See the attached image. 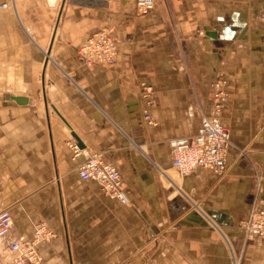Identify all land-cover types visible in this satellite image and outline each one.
I'll return each instance as SVG.
<instances>
[{"label":"crops","instance_id":"0c3cea01","mask_svg":"<svg viewBox=\"0 0 264 264\" xmlns=\"http://www.w3.org/2000/svg\"><path fill=\"white\" fill-rule=\"evenodd\" d=\"M3 3L0 210L13 223L0 264L36 222L53 234L40 264H264V239L238 231L264 202V0H156L145 16L133 0ZM101 29L116 61L87 67L77 48ZM215 77L226 81L219 119L250 163L228 152L222 175L181 177L169 141L196 133ZM90 153L120 172L128 205L80 180Z\"/></svg>","mask_w":264,"mask_h":264},{"label":"built area","instance_id":"2783aa9c","mask_svg":"<svg viewBox=\"0 0 264 264\" xmlns=\"http://www.w3.org/2000/svg\"><path fill=\"white\" fill-rule=\"evenodd\" d=\"M136 14L145 16L155 8L156 0H133ZM7 3L0 4L5 9ZM117 41L109 29H101L85 39L77 48L79 61L87 66L111 65L117 57ZM226 81L223 77H215L211 83L210 109L203 115L196 133L191 137L174 138L169 141L171 168L181 177L191 175L195 170L205 169L213 174L222 175L227 166V154L234 149L227 128L219 119V112L225 104ZM143 99L147 106L153 103L150 88H144ZM144 118L150 121L145 109ZM70 148H76L73 144ZM79 155L76 153V156ZM76 172L80 180L96 183L103 193L121 205L129 204V197L123 188L120 172L111 164L102 161L97 154L90 153L80 163ZM12 217L8 210H0V240L9 237L12 230ZM238 231L242 238L264 239V202L256 200L249 208L246 216L238 223ZM53 237L43 222H36L29 240L21 242L11 239L5 249L4 259L8 264H40L41 257L38 245ZM234 264H236L234 262Z\"/></svg>","mask_w":264,"mask_h":264},{"label":"rangeland","instance_id":"374dc122","mask_svg":"<svg viewBox=\"0 0 264 264\" xmlns=\"http://www.w3.org/2000/svg\"><path fill=\"white\" fill-rule=\"evenodd\" d=\"M232 144H233V146L235 148L234 149L230 148L228 150V152H233L234 154H236V156L244 159L247 163H250L249 162L250 161V159H249V151L248 150H245L244 148L238 146L237 144H235L233 142H232ZM171 174H175L176 175V173L174 171H172ZM235 263L236 264H241V259L240 260L239 259L235 260Z\"/></svg>","mask_w":264,"mask_h":264},{"label":"water","instance_id":"95a60500","mask_svg":"<svg viewBox=\"0 0 264 264\" xmlns=\"http://www.w3.org/2000/svg\"><path fill=\"white\" fill-rule=\"evenodd\" d=\"M13 100L17 103H20V104H25L27 103L28 101L25 100V98H13ZM72 137L75 139V141L77 142V145L80 149L83 148V146L81 145V142L79 141V139L75 136V135H72Z\"/></svg>","mask_w":264,"mask_h":264}]
</instances>
